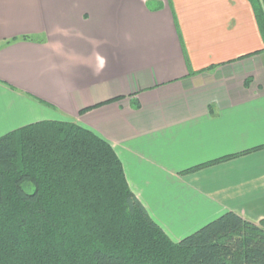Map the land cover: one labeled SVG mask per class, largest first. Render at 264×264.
Returning <instances> with one entry per match:
<instances>
[{"label": "crops", "instance_id": "0c3cea01", "mask_svg": "<svg viewBox=\"0 0 264 264\" xmlns=\"http://www.w3.org/2000/svg\"><path fill=\"white\" fill-rule=\"evenodd\" d=\"M41 121L108 141L174 242L228 212L264 219V40L248 0H0V138Z\"/></svg>", "mask_w": 264, "mask_h": 264}, {"label": "trees", "instance_id": "16d2710c", "mask_svg": "<svg viewBox=\"0 0 264 264\" xmlns=\"http://www.w3.org/2000/svg\"><path fill=\"white\" fill-rule=\"evenodd\" d=\"M248 1L264 40V0ZM0 264H264V219L228 212L174 242L108 141L41 121L0 138Z\"/></svg>", "mask_w": 264, "mask_h": 264}]
</instances>
